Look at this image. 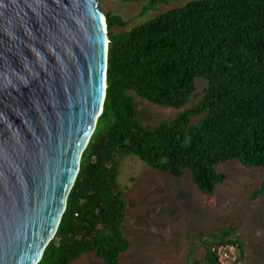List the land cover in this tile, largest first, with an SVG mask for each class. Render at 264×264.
I'll use <instances>...</instances> for the list:
<instances>
[{
  "label": "trees",
  "instance_id": "obj_1",
  "mask_svg": "<svg viewBox=\"0 0 264 264\" xmlns=\"http://www.w3.org/2000/svg\"><path fill=\"white\" fill-rule=\"evenodd\" d=\"M172 1L177 0H148L142 14ZM104 14L109 38L104 109L82 153L57 233L37 264H70L90 252L105 264L120 263L131 246L122 227L125 189L118 182L128 155L177 177L188 169L206 194L228 178L217 168L221 163L236 159L264 169V0H187L123 31L117 26L129 20ZM198 78L207 81L202 92ZM131 91L153 104L183 109L152 128L139 117ZM262 193L264 180L250 199ZM234 229L205 241L211 264H216L212 246L230 240Z\"/></svg>",
  "mask_w": 264,
  "mask_h": 264
},
{
  "label": "water",
  "instance_id": "obj_2",
  "mask_svg": "<svg viewBox=\"0 0 264 264\" xmlns=\"http://www.w3.org/2000/svg\"><path fill=\"white\" fill-rule=\"evenodd\" d=\"M108 46L99 0H0V264H37L57 233L104 109Z\"/></svg>",
  "mask_w": 264,
  "mask_h": 264
},
{
  "label": "rangeland",
  "instance_id": "obj_3",
  "mask_svg": "<svg viewBox=\"0 0 264 264\" xmlns=\"http://www.w3.org/2000/svg\"><path fill=\"white\" fill-rule=\"evenodd\" d=\"M147 1L102 0L100 8L129 20L127 26H117L118 31H123L187 0L159 4L142 14ZM206 85V80L197 79L199 92ZM130 94L139 117L152 128L183 109L153 104L133 91ZM199 99L200 96L194 98L188 106ZM217 168L226 172L228 178L217 185L213 194H206L188 169L184 176L177 177L149 166L137 155L125 157L118 182L125 189L127 208L122 227L131 246L121 255L119 264H211L206 257L205 241H217L230 226L235 229L228 238L240 240L243 264H264V193L250 199L264 180V169L247 167L236 159ZM70 264L105 263L90 252Z\"/></svg>",
  "mask_w": 264,
  "mask_h": 264
},
{
  "label": "built area",
  "instance_id": "obj_4",
  "mask_svg": "<svg viewBox=\"0 0 264 264\" xmlns=\"http://www.w3.org/2000/svg\"><path fill=\"white\" fill-rule=\"evenodd\" d=\"M240 244L237 237L215 243L211 251L215 254L216 264H243Z\"/></svg>",
  "mask_w": 264,
  "mask_h": 264
},
{
  "label": "bare ground",
  "instance_id": "obj_5",
  "mask_svg": "<svg viewBox=\"0 0 264 264\" xmlns=\"http://www.w3.org/2000/svg\"><path fill=\"white\" fill-rule=\"evenodd\" d=\"M104 25L106 26L105 19H104Z\"/></svg>",
  "mask_w": 264,
  "mask_h": 264
}]
</instances>
